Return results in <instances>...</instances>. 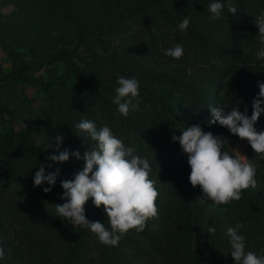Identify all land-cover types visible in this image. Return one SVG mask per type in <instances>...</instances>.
I'll use <instances>...</instances> for the list:
<instances>
[{
	"label": "rangeland",
	"instance_id": "rangeland-1",
	"mask_svg": "<svg viewBox=\"0 0 264 264\" xmlns=\"http://www.w3.org/2000/svg\"><path fill=\"white\" fill-rule=\"evenodd\" d=\"M210 2L0 0V240L6 253L0 264H107L106 256L117 264H236L226 231L237 222L244 224L246 250L264 254V159L247 140L211 123L209 108L238 105L252 114L257 81L264 82V60L255 55V18L264 12V0H233L239 11L233 15L225 7L219 20L211 19ZM185 16L190 25L181 31ZM176 44L184 48L179 60L162 51ZM120 76L140 83V107L127 117L112 103ZM82 119L98 129L108 125L147 158L159 191L157 216L115 247L55 211L65 202L61 182L73 180L85 161L47 157L59 154L57 135L64 137L59 151L83 156L95 144L75 132ZM193 123L227 138L226 151L237 149L256 164L258 185L241 200L219 206L199 201L202 189L191 185L188 157L172 139ZM256 128L264 131V114ZM40 164H52L46 171L61 169L55 186H34ZM4 176L14 178L3 184ZM85 211L90 221L110 228L92 199ZM212 225L213 235L205 232Z\"/></svg>",
	"mask_w": 264,
	"mask_h": 264
},
{
	"label": "clouds",
	"instance_id": "clouds-1",
	"mask_svg": "<svg viewBox=\"0 0 264 264\" xmlns=\"http://www.w3.org/2000/svg\"><path fill=\"white\" fill-rule=\"evenodd\" d=\"M225 7L233 15L239 11L233 0H211L208 4L211 19H221ZM255 24L259 28L256 38L260 45L255 55L257 59L264 60V12L255 18ZM189 25L190 19L185 16L178 27L184 31ZM162 51L177 60L184 54L180 44ZM116 84L118 86L112 103L121 115L127 117L140 107V83L135 77L120 76ZM257 85L259 93L252 101L250 116L247 108L241 112L238 105L231 107L230 111H226L228 107L223 105H210L209 108L213 117L211 123L227 128L241 140H247L255 153L264 159V131L256 128L264 114V82L257 81ZM75 128L84 142L86 135L95 144L90 145V149L81 156L79 151L73 152L67 148L59 151L64 137L56 136L55 146L59 154L49 155L47 160L64 163L69 161L70 156H75L77 160L85 161L83 170L76 173L73 180L61 182L64 192L59 199L65 202L55 204L57 217L67 219L75 228L90 230L102 244L118 246L124 235L131 230L143 231L147 221L158 214L156 202L159 191L156 181L150 178L152 167L147 158L137 155L134 147L126 146L124 140L115 135L108 125L98 129L95 121L82 119ZM180 132L181 135H174L172 139L179 143L182 152L188 157L191 185L202 189L204 195L199 201L208 199L213 202V206L228 205L241 200L242 192L257 187L256 164L237 149L233 148L232 153L226 151L225 145L229 143L227 138L205 131L202 125L196 123L187 124V127L180 128ZM51 167L52 164L39 165L33 178L34 186H55L61 169L46 171ZM43 191L50 193L52 187H44ZM89 199L97 208L103 207L110 228L100 221L87 218L85 205ZM243 227V223L237 222L234 227L227 228L232 258L236 264H264V254L246 250V237L240 233ZM205 232L213 235L216 228L214 225L209 226ZM5 254L4 242L0 240V260L4 259Z\"/></svg>",
	"mask_w": 264,
	"mask_h": 264
},
{
	"label": "trees",
	"instance_id": "trees-1",
	"mask_svg": "<svg viewBox=\"0 0 264 264\" xmlns=\"http://www.w3.org/2000/svg\"><path fill=\"white\" fill-rule=\"evenodd\" d=\"M52 1L54 2V1H56V0H47V2L48 3H45L46 5H49V4H51L52 3ZM160 1V0H159ZM118 21H121V19L120 20H118ZM85 35H86V31H83V34L80 36V39H79V43H78V45H77V47H76V49L75 50H77L79 47H80V44H82V39H83V37H85ZM62 57H64V55L61 53V54H59V56L57 57V58H53V59H50V60H48V62L50 63V64H52V63H54L57 59H60V58H62ZM87 80L88 81H91V82H95V83H98V84H102L103 82L100 80V79H96V78H87ZM43 86H47V84H43ZM0 110L2 111L3 110V107L0 105ZM12 178H14V176H4L3 177V179H2V183L3 184H5V183H9V179H12ZM20 180H22L21 178H20ZM7 181V182H6ZM15 183H18V182H15ZM106 259H107V264H117L115 261H113V260H111L108 256H106L105 257ZM62 264H71V263H69V259L68 260H66V261H64ZM77 264H81V263H77Z\"/></svg>",
	"mask_w": 264,
	"mask_h": 264
}]
</instances>
